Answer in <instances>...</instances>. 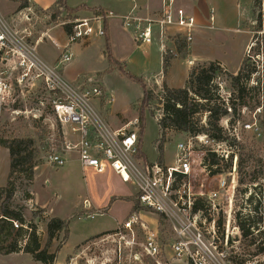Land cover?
<instances>
[{
  "label": "rangeland",
  "instance_id": "rangeland-1",
  "mask_svg": "<svg viewBox=\"0 0 264 264\" xmlns=\"http://www.w3.org/2000/svg\"><path fill=\"white\" fill-rule=\"evenodd\" d=\"M70 1L72 5L77 2L85 3L87 6L81 5L85 9L79 12L86 11L87 14L92 10L88 5L99 2ZM16 4H7L6 8H0L1 15L9 19L21 3L16 1ZM29 13L30 16L23 18L22 23L13 22L11 19L15 16H11L7 23L12 30L17 28L22 31L23 28H28L32 34L26 41L30 45L41 39L42 34L49 28H62L64 23L72 21L65 19V12L53 21V11L43 12L33 6ZM191 14L197 22L193 43L179 51L177 47L175 49L173 39L166 42L165 49L169 52L164 58L171 57L168 66L173 60L170 70L169 67L164 69L159 64L158 40L154 38L148 47L140 48L143 46L135 43L132 34L122 27L116 15L107 20L108 31L111 29L113 32V44L110 43L112 36L108 32L107 37L106 30L103 37L91 36L85 41L86 44H72L69 49L72 54L70 62L59 67L61 77L66 83L78 87L90 85L101 90V97L95 98L93 105L111 129L138 120L142 112V87L124 76L121 69L143 80L152 100L142 112L143 127L139 148L149 163L175 165L177 144H186L193 138L169 129L165 131L162 140L158 119L162 116L164 87L183 88L188 78V70L204 61L218 62L231 74L238 72L247 56L251 57L252 63H259L260 69L264 65V0H208L199 6L195 3L191 7ZM122 34L128 39L127 46L122 45ZM44 40L45 45H48L47 40ZM45 45H41V49ZM46 48L51 50V54L54 52L50 45ZM170 50L173 54H170ZM110 55L114 64L109 61ZM59 56L60 54L57 59ZM187 61L193 63L189 69ZM18 74L16 72L11 77L15 89L13 101L0 109V138L30 140L28 151L32 152L35 167L31 182L22 173L11 177L15 190L8 198L7 193L1 191L5 189L8 181L9 153L0 147V215L6 209L20 211L23 219L35 226L40 249H43L47 241V221L54 217L67 220L68 235L63 238L61 233L52 242L48 254H55V260L49 264H191L188 259L176 258L172 254L170 247L178 241L179 235L175 231L177 225L171 219H160L149 210L134 209L138 195L135 185L123 182L110 168H106L102 174H97L92 169L83 174L74 154L66 159L61 169H53L47 165L45 156L48 146L45 147V143L47 141L54 145V149H59L64 129L59 126L48 107L41 79L26 78L18 86L15 81ZM153 75L160 86L151 81ZM254 84L252 80L250 86ZM223 88L220 85L219 92L223 98H227V92ZM248 97H251V93ZM40 101H43V106L39 105ZM206 118V114L201 116L200 126L207 123ZM262 121L258 110L252 112L244 108L234 116L229 113L227 118L220 121L224 142L207 138L209 143L205 144L194 138L191 140V166L194 170L192 184L198 187L200 183H204L205 195L217 192V197L210 202L205 219L194 216L189 223L195 222L196 226H200L199 231L204 240L215 248V264H238L240 261L264 264V255H257V231H253L251 238L242 239L237 227L239 215L246 223H253L254 227H257L258 218L264 220V213L254 214L251 209L253 205L246 201L248 194L253 192L252 184L257 183L256 193L261 195V186L264 183ZM137 129L139 137V124ZM207 152H212L221 159L219 174H211L215 168L209 170L204 165L203 159ZM230 158L231 170L225 167ZM221 181L225 182L224 190L218 187ZM237 190H245L246 193L238 195ZM42 205L48 206L41 208ZM131 215H136L141 223L139 228H135L137 242L142 241L147 232L155 235L159 251L155 260L140 255L136 260L135 254L139 253L137 246L133 247L132 253L126 247L121 248L119 254L118 245L105 240L107 233L116 231ZM219 220L222 221L220 226ZM213 223L215 236L209 233ZM260 225L264 230V224ZM251 242L255 244L252 245ZM262 242L261 248H264V232ZM0 264L41 263L23 252H18L7 256L0 255Z\"/></svg>",
  "mask_w": 264,
  "mask_h": 264
},
{
  "label": "built area",
  "instance_id": "built-area-1",
  "mask_svg": "<svg viewBox=\"0 0 264 264\" xmlns=\"http://www.w3.org/2000/svg\"><path fill=\"white\" fill-rule=\"evenodd\" d=\"M24 11L25 9L19 11L18 16L25 19L27 16L23 14ZM120 18L122 27L132 34L138 46H148L156 38L162 57L169 52L165 49L169 39L175 41L174 45L184 44L188 47L193 43L197 30L194 16L177 7L175 0H162L161 10L155 16L142 17L134 7L130 13ZM104 19L105 16H95L64 23L72 26V33L67 36L66 46L60 50L57 64L48 65L37 55L36 46L42 40L38 39L30 45L26 41L32 34L28 28L24 31L12 30L0 16V109L13 101V74L19 73L15 79L18 86L26 78H40L48 107L59 126L64 129L59 149H54V145L47 141L45 143V147L48 146L45 156L47 165L53 169H61L66 159L74 154L83 174L90 169L102 174L106 168H110L123 182L137 187L136 201L141 209L163 215L177 225L175 231L179 238L170 247L174 257L186 258L191 264H215V248L204 240L199 231L200 226H196L195 222L189 223L194 216L205 219V215L200 213L192 214V206L196 200H203L208 211L210 202L217 197V192L205 195L204 183H200L198 187L192 184L194 170L191 166V140L194 138L206 144L209 143L207 137L195 136L186 144H177L175 165L163 166L160 163L144 162L139 148L138 120L112 130L92 104L95 98L101 97V90L90 85L75 87L61 77L59 67L70 62L72 58L70 46L85 42L91 36L103 37ZM170 54H173L171 50ZM39 105L43 106V101ZM225 186L224 181L218 183L221 190ZM252 188L253 192L248 197L252 194L254 202L258 200L264 207V183L261 186V195L256 193L257 183L252 184ZM204 221L202 225L205 224ZM12 224L15 229H27L25 225L17 222L12 221ZM138 226H141L139 218L131 215L115 232L107 234L105 240L116 243L119 254L121 248L126 247L132 253L133 247L137 246L139 253L135 254L136 260L139 255L155 260L159 256L155 235L147 232L142 241L137 242L135 228H139ZM205 230L209 232V229ZM209 233L215 236L214 223ZM244 264L255 263L247 261Z\"/></svg>",
  "mask_w": 264,
  "mask_h": 264
},
{
  "label": "trees",
  "instance_id": "trees-1",
  "mask_svg": "<svg viewBox=\"0 0 264 264\" xmlns=\"http://www.w3.org/2000/svg\"><path fill=\"white\" fill-rule=\"evenodd\" d=\"M26 3H22L21 7H25ZM20 7V8H21ZM85 9L84 6L71 9L67 6L66 0H55L53 8L47 10V12L53 11L51 18L53 21L61 15L62 12L66 13V20H74L77 12ZM96 16H105V13H99L96 10L92 11ZM64 33L69 36L72 33V26L70 24L62 25ZM107 46L108 40L106 39ZM180 51L184 44H175ZM259 48V47H258ZM264 52V47L262 49ZM171 57H163V68L168 67V62ZM251 57L247 56L241 63L240 68L236 74H231L224 70L218 62L204 61L193 66L188 72V78L183 88L181 89H169L163 88L162 98V116L158 119V125L161 132V138L163 140L166 130H173L176 133H183L190 136L204 135L208 139L215 142H224L223 129L220 127V121L223 118H227L229 113L236 115L246 108L249 111H259V117H262V123L264 122V65L260 69L258 64L252 63ZM109 61L114 64L111 55ZM117 64V63H116ZM118 65V64H117ZM114 66V65H112ZM117 67V66H116ZM113 69V68H112ZM124 76L130 80L141 85L143 90V100L141 109L146 108L152 96L148 94L145 88V84L141 78H137L133 75L126 73L121 69ZM255 83L250 86V83ZM220 85H223L227 92V98L219 92ZM251 93V97L248 94ZM142 112L138 119L139 124V138L142 134L143 118ZM206 114L207 123L199 125L201 116ZM30 140L24 139H1L0 147L6 149L9 153V173L8 181L5 189L1 192L7 193V197L10 198L15 190L14 183L11 181V177L15 174H25L28 181L33 180L32 171L35 167L33 163V155L31 151H28ZM144 162H147L146 158L141 153ZM161 158V157H160ZM221 159L214 153L207 152L203 159L204 165L211 171V174H219V167ZM242 166L240 161L239 167ZM226 169L231 170V158L226 162ZM230 172V171H229ZM242 184V183H241ZM260 191V190H258ZM236 193L241 195L246 193L245 190H237ZM260 193V192H259ZM242 194V195H243ZM247 203L253 205L251 208L254 214L264 213V207L260 202H254L252 194L246 199ZM135 210H142L138 206V202L134 204ZM146 210V209H145ZM206 215L207 208L206 203L203 200H196L192 206V214ZM160 219H165L163 215L157 214ZM239 215V214H238ZM237 227L241 232V238H251L253 231H257V255H264V248H261L262 235L264 230L261 229L260 224H264V220L260 217L257 219V227H254L253 223H246L242 220L240 215L237 216ZM13 222H17L19 225H25L27 229L19 227L15 229ZM222 221H218L220 226ZM248 224V225H246ZM47 241L43 249H40L39 239L35 231V226L31 223H27L20 211H10L6 209L3 214L0 215V255L7 256L15 253H21L29 255L34 261L41 264H49L55 260V254L49 255V248L54 240L62 233L63 238L68 235V221L60 218H51L46 223ZM115 232V231H114ZM108 234V233H107ZM252 245L255 242H251ZM244 261H240L238 264H244Z\"/></svg>",
  "mask_w": 264,
  "mask_h": 264
},
{
  "label": "crops",
  "instance_id": "crops-1",
  "mask_svg": "<svg viewBox=\"0 0 264 264\" xmlns=\"http://www.w3.org/2000/svg\"><path fill=\"white\" fill-rule=\"evenodd\" d=\"M16 1H19L21 4H19L18 10L13 13L11 16H15L14 19H11V16H9L10 18H4L1 13L0 16L2 18L5 19V22L7 23L10 19L13 22H24V17H19L18 16V12L21 10L25 11L23 12L24 15H26L27 17L30 16V10L32 9V6L43 11V12H47V10H49L50 8H53L54 4H55V0H1L0 1V8H6L7 4H16ZM208 2V0H175V5L177 7L182 8L187 14H191V7L196 3L198 6L202 5L204 3ZM22 3H26L25 7H21ZM125 3H128L125 5ZM66 4L69 8L71 9H75L78 8L77 6L81 7V5L85 4L83 2H77L75 5H72L70 0H66ZM86 5V4H85ZM87 6V5H86ZM21 7V8H20ZM89 8H91V12H89L90 14H87L85 12H77L76 13V19H90L92 17H95L96 15L93 14V10L98 11L99 13H105V19L103 20V24H104V32L105 30L107 31V37H108V32L110 33V43L113 44V32L111 29H109L108 31V18H110L112 15H116V18H118L121 21L122 16L127 15L128 13H130L134 7H136L137 13H139V15H141L142 17H145L147 15L149 16H155L157 15L162 7V0H134V2H130L127 0H99V2H97V4L91 5L89 6ZM84 13V14H83ZM83 15V16H81ZM192 15V14H191ZM89 17V18H88ZM75 20V19H74ZM9 23V22H8ZM110 28V27H109ZM17 28H15L16 30ZM23 28L22 31H24ZM18 30V29H17ZM57 30H60L57 31ZM116 32V31H115ZM114 32V34H115ZM64 36V37H63ZM44 38L47 40L48 45H50L52 47V50L54 51L51 54V50L46 48L48 45L46 44V41L44 40ZM64 40H63V39ZM122 40V45L125 44V46L128 45V39L126 38L125 35L122 34V36L120 37ZM118 39V38H117ZM156 39V38H155ZM42 42L38 43V45L36 46V50H37V55L38 57L46 64L48 65H55L57 62V57L60 54V50H62L67 43V35L64 33L63 29L61 28V26H54L49 28L46 32H44L42 34L41 37ZM108 40V39H107ZM45 45V47H43L41 49V45ZM83 44H86V42H83ZM76 45V44H75ZM149 46V45H148ZM148 46H143L140 48H144V47H148ZM39 47H40V51H39ZM71 49V47H70ZM158 50H159V43H158ZM160 53V60H159V64L160 66L163 67V57L161 52ZM173 60H171L170 64H169V70L171 68V63ZM193 63L190 61H187V65H188V69L191 67ZM189 72V70H188ZM154 77V75H153ZM156 77V76H155ZM155 77L153 79H151V81L157 85H159V82H157L155 80ZM165 80V79H164ZM167 86V85H166ZM76 87V86H75ZM168 87V86H167ZM93 104V103H92ZM94 106V105H93ZM96 110V109H95ZM97 111V110H96ZM98 112V111H97ZM100 115V114H99ZM111 128V127H110ZM119 128V127H118ZM118 128H113L112 130L118 129ZM9 155V154H8ZM10 162V161H9ZM32 201V200H31ZM35 205V204H34ZM36 206V205H35ZM48 205H42L41 208H45ZM49 214L50 211L48 210Z\"/></svg>",
  "mask_w": 264,
  "mask_h": 264
}]
</instances>
